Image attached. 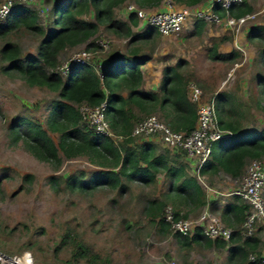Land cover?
Segmentation results:
<instances>
[{
  "label": "trees",
  "instance_id": "1",
  "mask_svg": "<svg viewBox=\"0 0 264 264\" xmlns=\"http://www.w3.org/2000/svg\"><path fill=\"white\" fill-rule=\"evenodd\" d=\"M129 0H64L52 6V16L47 26L37 23L38 16L27 4L15 5L11 14L0 22V41L7 35L21 29L41 35L35 55L22 57L16 43L3 41L0 44V71L4 74L16 73L29 86L44 87L56 93L49 103V114L45 125L39 120L26 116H15L9 131L13 143L21 142L22 148L36 159L60 166L63 160L84 157L89 163L98 166L89 177L80 172L65 178L70 190L92 191L100 186H108L124 193L127 183L139 182L151 185L157 181L158 174L172 181L171 196L165 199L149 198L146 214L163 231L169 225L163 221L162 212L167 200L175 205L177 217H187L180 213V206L203 208L207 204L213 211L219 210L218 201H208L205 189L189 172L183 160L185 152H171L164 148L158 151V145L152 141H140L132 136L135 125L150 115H156L173 131L190 133L197 122V104L190 101L188 84L193 81L202 90L201 102H213L217 122L221 129L231 132L218 140L217 151L212 149L211 158L200 168V175L212 177L223 172L233 179H240L251 159L264 157V128L243 129L242 103L227 91L216 90L214 78L201 79L190 72L182 71L186 61L178 60L174 65L163 68L161 85L157 91L142 88V66L149 57L140 56L137 48L127 54L115 52L104 62L99 77L89 66L75 65L66 79L54 69L59 65V54L71 48L83 45L85 49H96L95 39L100 28L111 32L118 38H129L131 43L145 40L156 33L150 27L143 33L134 34L133 28L138 18L130 12L127 20L117 19L115 11ZM139 8L153 10L163 0H131ZM181 6H194L206 0H173ZM221 15L222 11L215 7ZM252 8L243 0L242 4L231 8V13L241 16L250 13ZM197 32L205 23L194 22ZM233 34L227 32L221 40H232ZM248 41H258L261 45L255 61L263 68L255 75L258 81V97L264 101V24H256L247 32ZM241 54L238 51L221 53L217 45L209 49V57L214 61H235ZM105 101V119L110 135L95 133L82 118L79 106H90ZM51 134L57 135L55 141ZM173 155H172V154ZM124 180V181H123ZM57 184L54 177H50ZM170 192V191H169ZM177 207V208H176ZM249 205L240 197L229 195L220 208V216L232 228L228 241L211 240L197 228L190 236L175 234L184 245L200 243L227 247L229 258H237V263L257 264L248 259L250 253L257 260L262 256L259 250L261 239L259 229L253 235L244 236L241 225ZM63 241L71 244V258L83 264H110V259L101 258L90 245L65 233Z\"/></svg>",
  "mask_w": 264,
  "mask_h": 264
},
{
  "label": "rangeland",
  "instance_id": "2",
  "mask_svg": "<svg viewBox=\"0 0 264 264\" xmlns=\"http://www.w3.org/2000/svg\"><path fill=\"white\" fill-rule=\"evenodd\" d=\"M245 1L252 8L250 13L255 14V18L242 26L238 33H233L234 38L238 36V41L242 43L238 44L241 50L232 48L228 51L235 50L241 54L235 61H214L209 57L211 46L219 44V51H223L227 47L229 49L234 40H221L223 34L219 27H212L211 34L201 35L190 34L189 30H184L176 37L153 33L151 37L133 43L129 38H118L100 28L96 38L111 40L110 48L100 55L101 59L105 62L110 54H127L135 47L140 56L149 57L143 65L145 75L155 78L159 70L162 73V68L183 59L186 65L182 71L192 72L201 79L214 78L216 90L227 91L241 101L243 118L240 126L244 130L264 128V101L258 97L255 80V75L263 71L255 61L261 45L258 41L247 40L251 26L264 24V0ZM56 2L59 0H37L29 5L36 12L39 25L47 26L52 16V6ZM129 4L134 3L129 0L126 7L115 11L117 19L126 18L125 8ZM142 27L141 31L134 28V34L150 28ZM216 32L219 36H214ZM40 38L41 35L22 27L8 34L0 44L3 41L16 43L24 57L37 53ZM83 48L82 45L61 52L59 63ZM54 98L56 93L49 89L29 86L18 74L0 71L1 251L7 254L30 251L34 264H83V260H72L71 244L62 240L65 233H69L90 245L101 258L110 259V264H167L169 261L177 264H238L237 258H229L227 247L210 246L204 241L184 245L170 229L163 231L155 220L149 219L145 210L147 200L165 199L162 190L166 191L168 180L156 181L151 185L129 182L124 193L108 186H100L92 191L70 190L65 185L67 176L83 172L89 177L99 167L84 157L63 160L57 166L36 159L22 148L21 142L13 143L9 131L13 118L22 115L45 125L49 103ZM51 136L57 141L56 134ZM217 142L213 144L216 151ZM158 151L165 150L158 145ZM50 177H54L57 184L53 186ZM241 181L242 177L233 179L224 173L208 176L205 182L216 192H206L208 196L214 195L222 205V201L229 197L227 194L238 187ZM166 205L175 209L169 200ZM221 205L218 203V211H211L232 229L220 216ZM198 212H190L189 217H195ZM261 224H257L255 230L259 229V250L264 255V224Z\"/></svg>",
  "mask_w": 264,
  "mask_h": 264
},
{
  "label": "built area",
  "instance_id": "3",
  "mask_svg": "<svg viewBox=\"0 0 264 264\" xmlns=\"http://www.w3.org/2000/svg\"><path fill=\"white\" fill-rule=\"evenodd\" d=\"M36 0H0V22L6 20L15 5H30ZM64 1V0H59ZM243 0H208L204 6H177L173 0H163V10H147L139 8L135 4L127 5L128 12H133L140 21V26H150L163 36H177L186 24L192 20H201L210 25L224 26L234 34L240 28L255 18V14L247 13L235 16L231 8L241 5ZM218 7L222 15L215 10ZM96 49H81L54 69L63 79H66L73 67L78 64L86 65L94 69L99 77H102L104 62L101 54L108 51L111 40L96 38ZM188 96L191 102L197 104V122L195 128L188 134L173 131L156 115H150L139 121L133 128L131 135L136 137L157 136L165 149L171 152L184 151L190 163L191 173L205 190L212 188L205 182V177L200 175V168L211 158L213 144L224 137L232 136L231 132L221 129L217 122V114L213 102H201L202 90L194 82L187 86ZM105 101L99 105L90 106L83 103L79 106V112L88 126L97 134L112 136L105 119ZM264 158L251 159L241 184L232 189L227 195L240 197L249 205L241 225L242 235L251 236L259 223L264 224ZM163 221L169 225V229L182 236H190L198 228L205 237L216 240L228 241L232 229L227 227L219 217L210 209L204 208L197 216L177 217L172 206L166 205L162 212ZM249 261L264 264V255L258 260L255 254L250 253ZM0 264H34L30 251L19 254H7L0 250ZM167 264H177L169 261Z\"/></svg>",
  "mask_w": 264,
  "mask_h": 264
},
{
  "label": "crops",
  "instance_id": "4",
  "mask_svg": "<svg viewBox=\"0 0 264 264\" xmlns=\"http://www.w3.org/2000/svg\"><path fill=\"white\" fill-rule=\"evenodd\" d=\"M37 1V0H36ZM35 1V2H36ZM206 1H208V0H206ZM206 1H203V2H201V3H198V4H196V5H194V6H204V4L206 3ZM35 2H33V3H35ZM32 3V4H33ZM177 6H181V5H177ZM126 7V6H125ZM154 10V9H153ZM155 10L157 11V10H163V5H160L158 8H155ZM125 13H126V18H124V19H122V20H127L128 19V15H129V12H128V10H127V8H125ZM195 21H197V20H192V21H190V22H188L187 24H186V26L183 28V30L181 31V33L184 31V30H189L190 31V34H196V35H201L202 33H206V34H211V32H210V30L212 29V27H219L220 28V33L221 34H223L220 38H222L227 32H231L230 30H228V29H226L224 26H217V25H210V24H207V23H205V26L203 27V29L200 31V32H197V29L195 28V26H194V22ZM134 28L135 29H137V30H139L140 28H143L142 26H140V21H139V19H138V24H137V26H134ZM133 28V29H134ZM147 29H149V28H147ZM156 29V28H155ZM140 31H141V29H140ZM213 31V30H212ZM158 32V31H157ZM159 33V32H158ZM232 34H233V32H231ZM139 34V33H138ZM214 34V36H219V35H216V34H218V32H216V33H213ZM159 35H161L160 33H159ZM161 36H163V35H161ZM178 36V35H177ZM163 37H176V36H163ZM219 38V39H220ZM233 38H234V36H233ZM218 39V40H219ZM238 44H242L241 42H239L238 41V36H235V38H234V40H233V42L231 43V46H230V48L228 49V47L226 48V49H224L223 51L220 49V51H219V48H218V46H219V44H218V46H217V49H218V51L219 52H228V51H230L232 48H236V49H238V50H241V46L240 45H238ZM215 45V44H214ZM80 46H82V45H80ZM221 46H222V44L220 45V48H221ZM235 46V47H234ZM212 47V46H211ZM210 47V48H211ZM105 61V60H104ZM142 73H143V84H142V88L143 89H145V90H154V91H157L158 90V88L160 87V85H161V81H162V74H163V68H162V73H161V70H159V74H158V76H157V78H155L156 76H146L145 75V73H144V71H143V66H142ZM255 80H257V78H255ZM258 88H259V86H258V81H257V85H256V89L258 90ZM140 139V141H138V142H142V141H145V140H148V141H152V142H154V143H156L157 145H160L161 147H163V144H162V142L160 141V139L157 137V136H148V137H142V138H139ZM164 148V147H163ZM212 149H213V147H212ZM172 154V153H171ZM173 155V154H172ZM184 162H186V164L188 165V167H189V172H190V174H192L191 173V167H190V163H189V161L187 160V159H185V160H183ZM219 173H223V172H219ZM225 174V173H224ZM226 175V174H225ZM192 176H193V174H192ZM228 176V175H227ZM194 177V176H193ZM163 180H165V178H164V176H163V174H158V176H157V181L158 182H163ZM166 180H168V187H167V189H166V191H163L162 190V196L163 197H165L166 198V196H169L170 198H171V196H172V194L174 193V192H172L171 191V184H172V181L170 180V179H166ZM170 191V192H169ZM206 191V190H205ZM208 192H216V190L215 189H212V190H208ZM218 193V192H217ZM211 194H213V193H211ZM206 195H207V198H208V201L210 202V201H212V200H214V201H218L219 202V205H221L220 204V200H218V199H215L216 197H214V195L212 196H208V193L206 192ZM263 198H264V192H263ZM227 200V199H226ZM170 202L172 203V201L170 200ZM222 202H224V201H222ZM206 208H208V209H210V206L207 204L206 206H205ZM205 207H203V208H193V207H191V206H184V205H181L180 206V208H178V209H180V213L182 214V213H186L187 214V217H189L191 214H190V212H193V211H195V210H198L199 212L197 213V215L205 208ZM175 208V207H174ZM177 208V207H176ZM175 210V209H174ZM185 210V211H184ZM210 211H211V209H210ZM212 212V211H211ZM196 215V216H197ZM261 225H263V223L261 224ZM195 232V231H194ZM193 234V233H192ZM263 255V254H262Z\"/></svg>",
  "mask_w": 264,
  "mask_h": 264
},
{
  "label": "clouds",
  "instance_id": "5",
  "mask_svg": "<svg viewBox=\"0 0 264 264\" xmlns=\"http://www.w3.org/2000/svg\"><path fill=\"white\" fill-rule=\"evenodd\" d=\"M162 5V4H161ZM177 5V4H176Z\"/></svg>",
  "mask_w": 264,
  "mask_h": 264
}]
</instances>
